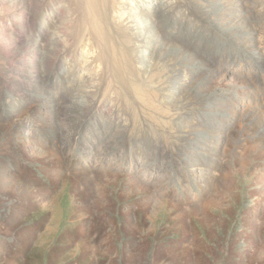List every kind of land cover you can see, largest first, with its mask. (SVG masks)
<instances>
[{"label":"rangeland","instance_id":"1","mask_svg":"<svg viewBox=\"0 0 264 264\" xmlns=\"http://www.w3.org/2000/svg\"><path fill=\"white\" fill-rule=\"evenodd\" d=\"M47 1L0 5L13 30L38 10L43 44L0 57V264H264V0L119 1L139 119L80 71L75 3Z\"/></svg>","mask_w":264,"mask_h":264},{"label":"bare ground","instance_id":"2","mask_svg":"<svg viewBox=\"0 0 264 264\" xmlns=\"http://www.w3.org/2000/svg\"><path fill=\"white\" fill-rule=\"evenodd\" d=\"M38 1L39 4H41V6H44L45 8H49V2L47 0H38ZM71 1L75 3L74 13H76L75 15L76 18L74 25L67 27V29L74 32L76 36L75 38H77V41H79L78 45L76 46V49L77 50L80 49L82 52V57H81L82 61L80 62L79 65L81 66L80 71L82 70L81 71L82 74L87 77H91L92 75H95L98 78L106 77L105 80L107 81V88H105L103 92L104 94L109 92L111 93L110 99L108 100L109 101L108 105L112 104L113 103L112 101L114 100L118 101L117 99L119 98V100L121 99L120 102H125L131 107H133L134 110H136L137 113L136 118L139 119L140 117L138 111L139 108H137V106L135 105V101L129 98L128 91L122 87L123 85L122 81L123 78L125 77H123L124 71L121 69V67L123 66L124 70H126L127 66L128 68L129 67L133 68V54L127 52V54H125L126 56L124 55V60L119 59V55H117L118 52L114 44L116 43L115 42L116 35L114 33L117 32L122 36V40L123 42H125L126 48H128L132 42L131 35L128 29L122 28V25H125L122 21L124 17L121 16L122 14L119 12L120 10H118L119 8L117 7L118 2L121 0H71ZM26 2L30 3L31 6L33 5L32 0H26ZM17 3L18 0H16L15 2H13L12 0H7L5 2H0V5L12 7L9 11L13 12L14 11L13 7L17 6ZM20 4L21 3H19V5ZM31 10H32V14L29 13V11L24 10L23 13L21 12V16L19 18L16 19L14 18V20L18 22L17 25L15 24L16 26L14 30L11 26L0 27V54L2 55L0 56L1 58L4 59L16 58L23 60L24 57L29 56L28 46H30L32 42L35 44H37L38 42L43 46L42 42L32 37L33 25L27 24L29 18H31L29 14H31L33 19L35 20V16L33 14H35L36 11H38L35 9H31ZM15 16L11 15V17H15ZM15 30H18L19 33L17 34ZM43 30L44 31L46 30L47 35L49 33H51L52 36L54 35L51 32L50 28L46 26L43 27ZM28 33L31 36L29 38L30 39L29 43L27 42V40L29 39H27L26 37ZM69 36H70V40L71 38H74V36L72 35ZM56 38L59 42V43L57 42L58 44L60 45L63 44V47L58 49L60 53H64L62 54L63 56L60 57V59L64 58L65 65L70 67L72 65V62L66 56L67 54L70 53V49H71V53L73 52V47L68 44V41L64 36L59 34V36H56ZM14 46L20 47V50L19 51L16 50L17 52H15L13 49ZM32 56L34 58L36 57L34 55ZM31 60L34 61L33 58ZM122 61H123L122 66H119V63ZM124 62H125V66H124ZM17 68L20 69V67ZM86 69L89 70L87 71ZM115 93L117 94V96L113 97ZM150 93H148L146 90H142L141 92H139L138 95L140 97L139 100L141 103L145 105V107H151L150 103L152 104L155 103L153 102L155 100L152 99L153 97L150 95ZM160 99L161 98L159 97V100ZM159 100L157 99V101ZM166 111L168 112V110ZM154 119H156V117ZM159 123L161 124V121H159ZM153 130L154 132L158 131L157 128H154Z\"/></svg>","mask_w":264,"mask_h":264}]
</instances>
